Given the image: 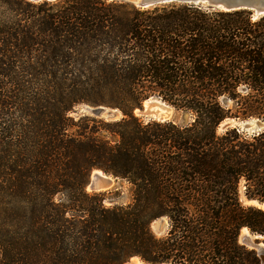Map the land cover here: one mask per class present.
Returning <instances> with one entry per match:
<instances>
[{"label":"trees","instance_id":"trees-1","mask_svg":"<svg viewBox=\"0 0 264 264\" xmlns=\"http://www.w3.org/2000/svg\"><path fill=\"white\" fill-rule=\"evenodd\" d=\"M149 97L180 118L136 114ZM256 118L264 14L0 0V264H261L238 239L264 236L247 203L264 200V128L239 123ZM95 169L127 200L88 192Z\"/></svg>","mask_w":264,"mask_h":264},{"label":"water","instance_id":"water-1","mask_svg":"<svg viewBox=\"0 0 264 264\" xmlns=\"http://www.w3.org/2000/svg\"><path fill=\"white\" fill-rule=\"evenodd\" d=\"M39 1V0H30ZM132 3L136 6H150L160 3L177 2V3H192L199 4L207 8H220V9H247L251 11L254 15L264 14V0H123ZM95 115L105 116V117H115L117 112L113 109L105 107H86ZM135 113L144 118H156L159 120L173 119L176 117L175 108L164 102L163 100L157 98H148L143 102L140 109H136ZM230 123H225L223 127L225 128ZM240 126L246 130L258 131L264 128V119H252L250 121H241ZM98 170V169H95ZM94 171V170H93ZM92 171L89 180L87 182V187L94 191H104L109 186H111L113 177L111 175L105 174L101 170V173H94ZM254 202L256 206L264 208V200L254 199L250 200ZM245 229V228H243ZM242 229V230H243ZM155 230H160V225H155ZM240 231L238 235L239 241L253 249L256 250L261 264H264V242L260 240L261 235H251L246 229ZM141 261V260H140ZM142 262V261H141ZM148 264L146 262H142Z\"/></svg>","mask_w":264,"mask_h":264},{"label":"rangeland","instance_id":"rangeland-1","mask_svg":"<svg viewBox=\"0 0 264 264\" xmlns=\"http://www.w3.org/2000/svg\"><path fill=\"white\" fill-rule=\"evenodd\" d=\"M151 98V97H149ZM152 98H156V97H152ZM159 99V98H157ZM87 107V106H86ZM85 106H81L79 108H76L77 109V112H81V111H88V112H91L90 110H88ZM90 107V106H88ZM176 110V109H175ZM92 113V112H91ZM93 114V113H92ZM100 116V115H99ZM177 118H180V114L176 111V117L173 118V119H177ZM247 121H250V120H247ZM235 121L233 120H227V121H224L223 123H221L219 125V129H223V125L225 123H234ZM241 122V121H240ZM239 122V123H240ZM119 188L120 189V195L118 198H115L113 201H109L108 199L105 200L106 204H109L110 202H123V201H126L127 198H126V194H127V186L125 183H121L118 179H115L113 178L112 179V183H111V186H109L106 190L104 191H107V190H110V189H113V188ZM86 190L88 192H97V191H94L92 189H90L89 187L86 186ZM247 203H249V201H247ZM156 224H159L160 225V230L157 231V232H161L163 229H164V223L162 221H156L153 223L152 227L153 229H155V225ZM260 240H262L264 242V236H262V238H260ZM124 264H144L140 261V259L138 257H131L129 258Z\"/></svg>","mask_w":264,"mask_h":264},{"label":"bare ground","instance_id":"bare-ground-1","mask_svg":"<svg viewBox=\"0 0 264 264\" xmlns=\"http://www.w3.org/2000/svg\"><path fill=\"white\" fill-rule=\"evenodd\" d=\"M93 172H94V173H96V172H97V173H101L99 170H94ZM249 203L255 204V203L252 202V201H249ZM243 230H245V229H243ZM243 230H242V231H243ZM144 264H145V263H144Z\"/></svg>","mask_w":264,"mask_h":264}]
</instances>
